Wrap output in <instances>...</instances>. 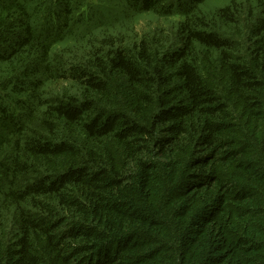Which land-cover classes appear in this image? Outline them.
Returning a JSON list of instances; mask_svg holds the SVG:
<instances>
[{"label": "trees", "instance_id": "1", "mask_svg": "<svg viewBox=\"0 0 264 264\" xmlns=\"http://www.w3.org/2000/svg\"><path fill=\"white\" fill-rule=\"evenodd\" d=\"M118 1L0 0V264H264V0Z\"/></svg>", "mask_w": 264, "mask_h": 264}, {"label": "rangeland", "instance_id": "2", "mask_svg": "<svg viewBox=\"0 0 264 264\" xmlns=\"http://www.w3.org/2000/svg\"><path fill=\"white\" fill-rule=\"evenodd\" d=\"M85 2L88 6L85 13H90L91 18L100 22L105 27L112 26V29H109V31L115 33L132 30L139 35L148 33L152 36L154 29L159 28V30L167 34V37L171 38L175 35L177 24L181 21V18L176 15L165 17L159 14V12L143 13L134 11L133 7L124 9L123 4L118 0H85ZM233 3L238 4L243 10L240 26L244 30L243 33L246 34L248 27L252 25L253 21L258 17L257 13L262 9V0H207L202 5L201 10L213 12ZM249 13L253 15L249 17ZM245 41L244 43H247Z\"/></svg>", "mask_w": 264, "mask_h": 264}]
</instances>
